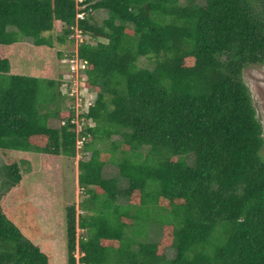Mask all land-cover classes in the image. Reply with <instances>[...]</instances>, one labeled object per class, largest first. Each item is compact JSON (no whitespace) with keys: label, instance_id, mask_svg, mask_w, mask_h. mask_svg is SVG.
I'll list each match as a JSON object with an SVG mask.
<instances>
[{"label":"trees","instance_id":"1","mask_svg":"<svg viewBox=\"0 0 264 264\" xmlns=\"http://www.w3.org/2000/svg\"><path fill=\"white\" fill-rule=\"evenodd\" d=\"M53 29L96 41L78 48L97 93L78 132ZM258 64L264 0H0V264H264ZM148 218L162 235L141 242Z\"/></svg>","mask_w":264,"mask_h":264},{"label":"rangeland","instance_id":"2","mask_svg":"<svg viewBox=\"0 0 264 264\" xmlns=\"http://www.w3.org/2000/svg\"><path fill=\"white\" fill-rule=\"evenodd\" d=\"M80 1V0H76ZM80 8V6H79ZM95 15L98 18V21L101 23L105 18L108 17V13L105 10H99L98 12H95ZM79 17V14H77ZM53 34L54 40H55V49H54V67H55V73L56 76H59V74H62V83L60 85V89L62 91V94L65 95V99L63 100L62 104V110L66 108H75V123H76V130L77 132L81 130V128L84 125V120L80 118L79 114L85 111L88 106L94 102V99L97 96V93L86 85V74L85 70L83 69L84 65L80 58L78 57V48L82 42H92L95 43L96 41L91 38V36L88 35H82V33L77 30L75 34L73 35L74 40L73 42H66L64 44H60L57 41V36L60 33L58 29H53L52 31L46 32V34ZM69 41V40H68ZM62 52V55L61 54ZM74 54L73 56H70ZM149 62H147L146 59L142 58L140 60V64L147 65ZM244 80L249 86L252 96L255 108L257 110V116L261 120L263 124L264 129V64H258V65H250L245 68L244 73ZM58 78V77H57ZM87 123L93 125L95 124L92 120L88 119ZM50 126L59 127L62 125L61 120L59 119H50L49 121ZM264 135V133H263ZM78 143H82V141H78ZM105 146V145H104ZM262 154L264 157V148L262 150ZM79 156V155H78ZM89 156V155H88ZM4 163L2 160V157L0 156V196L3 195V191L6 190V171L4 169ZM36 168H39V166L36 164ZM4 174V175H3ZM103 176L105 178H111V177H117L119 176V168L114 164H109L105 167L103 171ZM119 186L121 188H127L128 182L126 179H120L119 180ZM78 190V189H77ZM79 196L82 195L81 189L77 192ZM13 200H11L10 203H12ZM127 199H120V204H127ZM33 206H35L34 203H30L29 205L22 207L20 206L19 209L23 210V212H31L33 211ZM36 207V206H35ZM40 209V208H39ZM84 211L82 209L78 210V214H82ZM27 218L31 221V225L34 226L36 224L42 225L39 218H36L35 215L30 214L27 216ZM149 224L147 226V231L150 229L151 234L150 238L148 236L140 235L137 233H141L138 231H134L136 234L134 236L138 238L141 242L147 241H157L161 237V224L157 222L154 218H148ZM145 224V223H144ZM143 224V225H144ZM161 228V230L159 229ZM82 231V230H81ZM147 239V240H145ZM57 245L54 243V248L56 249ZM169 257H173L175 252L173 250L166 249ZM76 258L79 259L82 254L78 253V250H75ZM78 264H82L78 262Z\"/></svg>","mask_w":264,"mask_h":264},{"label":"clouds","instance_id":"3","mask_svg":"<svg viewBox=\"0 0 264 264\" xmlns=\"http://www.w3.org/2000/svg\"><path fill=\"white\" fill-rule=\"evenodd\" d=\"M78 2H79V1H78ZM79 13H80V12H79ZM79 13H78V14H79ZM77 17H78V16H77ZM76 249L78 250V253H79V254H82V255H83V253L80 251V248H79V242H77V247H76ZM74 253H75V252H74ZM82 255H81V256H82ZM75 256H76V255H75ZM79 259H80V258H79Z\"/></svg>","mask_w":264,"mask_h":264},{"label":"built area","instance_id":"4","mask_svg":"<svg viewBox=\"0 0 264 264\" xmlns=\"http://www.w3.org/2000/svg\"><path fill=\"white\" fill-rule=\"evenodd\" d=\"M81 1V0H80ZM83 16V13H79V17H82Z\"/></svg>","mask_w":264,"mask_h":264}]
</instances>
